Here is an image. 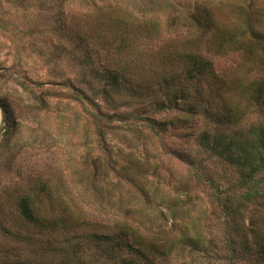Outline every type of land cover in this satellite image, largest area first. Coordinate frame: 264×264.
<instances>
[{"label":"rangeland","instance_id":"obj_1","mask_svg":"<svg viewBox=\"0 0 264 264\" xmlns=\"http://www.w3.org/2000/svg\"><path fill=\"white\" fill-rule=\"evenodd\" d=\"M156 1L164 2L65 0L61 8V0H0V264H102L101 235L126 229L131 237L138 231L148 242L197 236L214 258L211 264H228L226 230L232 234L239 229V239L252 221L264 229V200L234 202L233 216L228 217L224 204L231 200L239 174L199 143L203 136L219 135L225 145L239 130L264 124V111L249 108L240 89L252 79L264 80L263 66L251 65L239 52L210 54L228 87L223 103L212 107L199 97L187 123H182L183 113L154 114L157 121L181 120L163 134H153L149 125L134 131L136 136L129 130L131 118L141 109L150 112L161 98L157 84H149L163 70L158 52L180 35L164 25L152 28L156 23L151 19L164 24L171 17V6L143 18L138 31L151 28V39L137 38L134 32H139L129 20L96 24L97 9L108 12L110 4L134 18ZM166 1L178 9L183 5V0ZM74 22L81 24L80 30ZM86 30L93 40L100 37L103 47L90 40L79 43L76 36ZM122 31L129 32V47L117 55ZM118 57L129 64L125 74L130 80L123 84L133 81V89L110 102L96 93L97 87L90 91L97 83L87 72H100ZM76 87L89 100L76 99ZM97 110L105 114L98 123L93 119ZM229 111L236 117L244 114L235 126L213 120L214 115L230 119ZM43 186L47 192H41ZM22 196L35 201L37 214L45 220L71 216V227L53 232L25 224L18 208ZM73 253L80 261L66 262ZM196 257L188 248H177L170 256L154 257V264H196ZM234 264L253 260L238 258Z\"/></svg>","mask_w":264,"mask_h":264},{"label":"trees","instance_id":"obj_2","mask_svg":"<svg viewBox=\"0 0 264 264\" xmlns=\"http://www.w3.org/2000/svg\"><path fill=\"white\" fill-rule=\"evenodd\" d=\"M59 4L61 8L64 6L65 0H61ZM153 2L150 8L140 11V15L135 14L134 18L128 16L124 8H114L107 5L109 11H101L97 9L96 24L112 22V24L129 23L134 24V30L138 31L143 26V18L146 19L149 12L161 7H170L173 9L171 17L160 24V18L155 21L151 19L156 31L162 25L168 29L177 30L180 37L171 42L166 49L158 52L159 64L163 68L161 75L153 78L149 84H157L160 97L158 101L153 102L151 111L146 109L138 111L137 115L131 118L129 130L140 133L145 125H149L153 134H163L168 125H178L177 117L169 121H157L153 115L180 114L185 115L182 123H187L188 117L194 114L200 104L199 97H203L204 101H210V105L215 106L216 103L224 102V91L228 90L225 81L217 74L213 62L207 57L210 54H226L229 52H239L246 62L251 65H259L264 67V0L256 5L253 0H233L225 2H213L212 0H183L180 9L175 8L166 0ZM106 6V5H105ZM107 10V9H106ZM116 10V11H115ZM136 11L134 4L133 12ZM117 12L116 15H113ZM161 12V11H160ZM146 13V14H145ZM155 13V12H154ZM145 14V15H144ZM156 14V13H155ZM129 20V21H128ZM75 26L80 30L81 24L74 22ZM141 25V26H140ZM159 26V27H158ZM146 27L134 34L137 38L151 39L154 35L150 29ZM122 31L118 36V44L114 53L117 55L124 53L129 47V32ZM79 36V37H78ZM95 36V35H94ZM114 36V35H113ZM79 43L88 40L96 46H101V40L92 39L91 34L76 36ZM116 41V36H115ZM113 46V44H110ZM103 47V46H101ZM109 44H107L106 50ZM88 53V52H87ZM116 56V54H115ZM89 58L86 57L83 61ZM125 65L127 62L122 58L109 60L103 64L100 72L89 69L87 75L97 85L92 87L93 93L96 87V93L106 97V101H114L115 98L122 97L125 91H132L133 85L124 86L125 80H130L126 76ZM165 67H169L168 70ZM70 82V80H67ZM243 95L246 98L248 107L259 108L264 111V80L260 78L252 79L246 86H241ZM234 90V88H233ZM76 99L89 100L87 94L79 88H75ZM141 94V93H140ZM99 107V106H95ZM99 109V108H98ZM98 113V114H97ZM150 113V114H149ZM242 113L236 117L229 111L230 119H222V117L212 116L213 120L220 125L235 126L241 119ZM244 115V114H243ZM242 115V116H243ZM96 123L104 117L105 114L100 110L93 115ZM226 117V116H225ZM232 118V119H231ZM223 120V121H222ZM232 128V127H229ZM135 131V132H134ZM227 139V144H223L221 137H202L200 138V146L209 152L210 156L220 157L226 162L235 166L238 172V182L232 187L230 195L231 200H227L223 210L227 212L229 218L233 216V204L237 202L241 205L250 204L252 202H260L264 200V124L259 123L250 125L245 130H239ZM160 148V147H159ZM41 192H47V187L43 186ZM60 207V204H59ZM20 216L25 224L33 225L40 231L56 230L60 228L71 227V216L66 218L59 217L54 220H45L37 214L35 201L29 196H22L18 201ZM63 210V209H62ZM264 210V208H263ZM264 222V221H263ZM230 225H228V228ZM126 229V226L124 227ZM55 232V231H53ZM234 233V234H233ZM226 230V238L224 244L227 251L228 264H234L238 258L250 256L253 264L261 262L264 264V229L261 230L258 221H252L249 229L240 238L236 236L238 230ZM132 237L128 234L127 229L124 232L115 235H101L99 238L103 247L104 261L102 264H154V257H167L177 252V248L184 252L187 248L190 254L197 253L196 264H211L214 258H211L209 252L205 249L203 241L199 237H187L181 235L176 239L158 240L157 238L145 240L138 231L131 232ZM129 237L133 240L130 242ZM143 239V241H142ZM238 241L236 243L235 241ZM126 253V254H125ZM70 263L80 261L77 254L66 259ZM65 263V261H62ZM81 264H92L90 261Z\"/></svg>","mask_w":264,"mask_h":264}]
</instances>
